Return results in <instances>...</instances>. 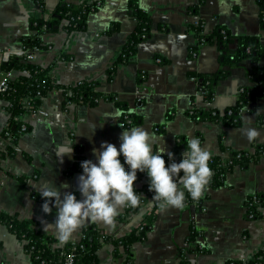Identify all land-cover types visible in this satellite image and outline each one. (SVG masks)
I'll return each mask as SVG.
<instances>
[{"label": "crops", "instance_id": "crops-1", "mask_svg": "<svg viewBox=\"0 0 264 264\" xmlns=\"http://www.w3.org/2000/svg\"><path fill=\"white\" fill-rule=\"evenodd\" d=\"M59 1L0 0L2 61L8 55L20 56L26 51L34 55L32 62L48 68L58 84L96 82L97 91L115 95L127 111L138 115L140 120L134 127H143L156 137L153 153L163 146L166 152L173 153L176 163L184 152L177 144L179 137L186 144L190 137L199 138L203 147L222 159L232 151L264 143L263 97L243 108L248 111L242 110L237 125L196 120L189 114L193 107L223 110L233 105L239 89L253 84L248 77L251 70L256 65L264 66V52L257 62L248 58L240 61L217 82L211 100H207L198 89L195 75L222 68L220 50L214 43L195 47L198 41L192 26L201 23L204 33L223 26L235 35H256L264 48V23L256 0H137V6L150 16V33L137 43L135 53L127 61L117 64L115 61L136 26L128 0H103L81 30L66 31V20L61 19L39 35L43 47L24 50L22 39L31 33L30 21L56 18L54 10ZM63 1L77 4L83 0ZM3 72L0 64V78ZM8 72L11 79L23 74L17 69ZM62 100L58 91L42 95L34 112L22 114L28 129L12 142L2 136L9 114L6 101L0 99V151L13 152L0 158V212L35 220L38 228L53 236L58 244L63 243L56 238L54 228H46L54 222L56 209L50 214L42 211L41 186L48 181L57 187L67 183L69 187L60 188L61 193L72 192L78 200L82 199L77 178L83 170L69 173L75 146L81 148L85 160L96 162L92 150L100 149L105 141L119 149V135L124 130L120 127H124L122 108L112 101L64 106ZM247 127L259 131L256 140L249 142L242 134ZM61 147L71 148V152L58 155ZM163 156L170 164L167 154ZM149 183L147 172L134 181V191L141 195L140 206L134 211L123 206L114 227L90 220L84 225L95 224L115 236L136 230L153 204L143 190ZM257 193H264L263 159L233 167L222 185L206 190L199 206L185 201L183 208L162 211L158 205L153 225L142 240L134 241L127 250L119 248L117 255L113 245L105 243L97 251L99 263L179 264L181 255L190 264L249 260L264 243V205L258 207L256 218L248 214V200ZM82 227L69 241L79 238ZM192 231H196V236L189 240ZM0 264H31L24 242L5 225H0Z\"/></svg>", "mask_w": 264, "mask_h": 264}, {"label": "trees", "instance_id": "trees-1", "mask_svg": "<svg viewBox=\"0 0 264 264\" xmlns=\"http://www.w3.org/2000/svg\"><path fill=\"white\" fill-rule=\"evenodd\" d=\"M41 1V0H38ZM260 10V19L264 23V0H256ZM103 0H83L77 4L66 3L60 0L55 8V16L52 20L35 19L29 23L31 33L24 37V50L32 48H41L39 35L50 30L61 19H65L64 29L68 32L81 30L84 28L87 18L94 13L102 4ZM128 5L135 17L136 26L130 37L121 49L115 64L125 62L135 53L136 45L145 40L150 33V16L148 13L137 6V0H128ZM193 32L197 38L198 47L201 44L214 43L220 50L222 68L209 73H198L195 75L198 89L203 91L207 100H211L213 88L217 82L230 73V69L244 59H251L257 62L263 55L264 48L256 35L249 34H232L223 26H216L210 33H204L201 23L193 25ZM6 64L2 65L5 71L17 69L23 74L9 80L8 88L0 92V99L6 101L8 111V120L2 136L16 142L20 135L28 129V125L22 120V114L25 112H34L39 99L49 91H58L62 94V104L65 106L69 103H89L97 104L100 101H112L122 108L121 119L124 127L132 128L140 120L138 115L129 112L124 103H121L113 94H102L96 90V82L79 81L70 85L56 83L48 73V68H43L31 60L25 59L22 54L8 55L5 59ZM114 64V66H115ZM114 66L112 68H114ZM113 72H109V75ZM250 81L253 83L241 87L237 99L233 105L223 109L197 110L193 107L189 114L196 120H221L227 125H237L239 116L243 108L256 99L264 98V66L256 65L248 74ZM39 94L40 96H37ZM24 100H27L31 106L26 108ZM127 120H129L127 122ZM25 125V128H22ZM159 127L158 129H160ZM178 146L185 151L187 144L184 138L177 139ZM74 162L69 169V173L82 171L80 164L84 159L80 147L74 148ZM6 155H13L12 149L0 151V158ZM166 164V158L163 156ZM264 159V143H256L250 149L237 150L230 152L226 159L212 155L209 161V167L212 170L208 188L217 187L224 183L225 175L233 167H244L249 163H258ZM181 157H178V163ZM167 166V164H166ZM145 172L137 171V179L140 180ZM182 174V173H181ZM145 194L152 198L153 192L149 191V185L143 187ZM206 190L199 200L193 201L190 196L186 195L188 203L201 205L206 196ZM137 194L138 192L135 191ZM255 197V199H253ZM159 202H154L144 219L141 221L136 230L126 235L115 236L106 233L103 229L95 224H86L82 227L80 237L77 241H68L67 243L58 244L57 240L38 228V223L29 218L20 219L16 215H10L0 212V225H5L8 230L17 238L24 242V250L29 255L31 264H64V259L72 255V264H100L97 256L98 249L105 243H110L114 247V253L117 255L119 248L127 250L134 241L142 240L148 230L153 225L155 210ZM264 205V193H257L248 200V214L251 218L258 216V207ZM139 207V206H138ZM138 207L128 208L132 211ZM196 231H192L189 240L195 238ZM181 255V254H180ZM239 260H230L226 264H239ZM179 264H190L183 256H180ZM246 264H264V250L258 249L253 257L246 261Z\"/></svg>", "mask_w": 264, "mask_h": 264}, {"label": "clouds", "instance_id": "clouds-1", "mask_svg": "<svg viewBox=\"0 0 264 264\" xmlns=\"http://www.w3.org/2000/svg\"><path fill=\"white\" fill-rule=\"evenodd\" d=\"M120 127L124 130L119 135V149L112 143L101 142L100 149L92 150L96 162H81L83 171L77 178V187L82 199L78 200L72 192L61 193L60 188L69 187L67 183L57 187L48 181L41 186L39 191L44 199L42 211L50 214L53 208L56 209L54 222L46 225V228H54L56 238L61 243H67L86 220L114 227L115 218L123 206H140L141 195L133 188L137 171L147 172L150 180L149 191L153 192L151 199L159 202L162 211L169 207L183 208L185 193L193 201L199 200L210 183L213 175L209 167L212 152L202 146L199 138H188L187 149L181 154L180 162L176 163L173 153L166 152L163 146L153 153L152 145L156 137L148 130L143 127H132L128 130L122 125ZM242 134L249 142L260 135L252 127L243 129ZM70 152L71 148L61 147L58 155ZM165 153L172 161L167 166L163 158ZM121 155L124 157V164L128 165L127 170L119 159Z\"/></svg>", "mask_w": 264, "mask_h": 264}, {"label": "built area", "instance_id": "built-area-1", "mask_svg": "<svg viewBox=\"0 0 264 264\" xmlns=\"http://www.w3.org/2000/svg\"><path fill=\"white\" fill-rule=\"evenodd\" d=\"M199 22L196 23V25L198 24ZM23 55L25 56V59H28V60H32V58L34 57V55L30 52H26L24 51ZM157 61H160L159 58L156 59ZM9 80H11V77H10V72L8 71H5L2 73L1 75V78H0V92H4L7 90L8 88V83H9ZM37 96H40L39 94H37ZM24 106L26 108H29L31 106V104L27 101V100H24ZM129 120H127L128 122ZM22 128L24 129L25 128V125H22ZM181 157V156H180ZM121 160H122V163L124 164V157L123 155H121ZM264 160V159H263ZM177 161V160H176ZM175 161V162H176ZM172 162V161H171ZM124 167L125 169L127 170L128 169V165L127 164H124ZM253 199H255V197H253ZM80 237V236H79ZM74 241H77V240H74ZM260 249L264 250V243L260 246ZM241 262L239 264H246V261L247 260H240ZM64 264H72V255H68L66 256V258L64 259Z\"/></svg>", "mask_w": 264, "mask_h": 264}, {"label": "water", "instance_id": "water-1", "mask_svg": "<svg viewBox=\"0 0 264 264\" xmlns=\"http://www.w3.org/2000/svg\"><path fill=\"white\" fill-rule=\"evenodd\" d=\"M0 64H1V65H5L6 62H5V61H2L1 58H0Z\"/></svg>", "mask_w": 264, "mask_h": 264}]
</instances>
